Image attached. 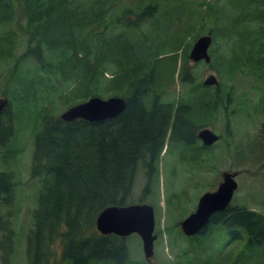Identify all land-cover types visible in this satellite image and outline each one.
I'll return each mask as SVG.
<instances>
[{
	"label": "trees",
	"instance_id": "obj_1",
	"mask_svg": "<svg viewBox=\"0 0 264 264\" xmlns=\"http://www.w3.org/2000/svg\"><path fill=\"white\" fill-rule=\"evenodd\" d=\"M122 1H116L112 17L105 26L98 21L102 12H96L93 23L101 27L96 37L92 33L95 32L93 23L82 30L80 19L83 16L73 12L81 7L79 1L0 0V57H11L19 44L24 46L26 43L17 60H32L33 68L27 69L32 78L25 70L27 74L23 72L22 76H16L15 82L22 83L27 93L42 88L39 74L42 73L58 78L66 86L70 84L69 90L59 94L58 98L81 102L111 91L125 103L116 117L97 122L79 119L62 122L46 113L40 117V128L33 137L30 159V178L37 180L38 191L35 208L31 212L32 227L25 238L27 264H49L55 244L59 245L61 259L67 264H130L123 238L102 236L95 231L97 215L106 207L126 206L137 169H141L147 188L158 176L162 151L166 152L177 144L183 148L182 152L186 150L198 154L209 150L196 144L197 127L189 120L193 107L178 101L176 104L161 101L164 78L160 77V72L165 67L166 80L173 77L178 43L172 51H166L167 56L164 57L148 56L147 51L149 54L150 51L142 49L140 54L135 49L128 53L125 63L114 65L111 78L106 80L103 77L108 60L104 57L108 52V36L119 38L125 32L124 28L142 26L158 15L171 16L170 21L163 25L167 27L168 23L181 20L186 10L181 4L187 5L190 1L148 0L142 7L140 0H132L135 4L130 8L122 7ZM261 1L264 0H214L208 6L223 26L247 16V24L251 19L260 27L258 37L252 38L247 29V33L237 35L240 58L235 56L230 59L233 63L225 62L226 68L231 71L237 61L240 64L250 62L256 49L262 45H257L258 41L264 40V3ZM82 3L85 10L93 9L96 4L100 6L99 0H92L88 7L85 2ZM201 4L205 3L201 1ZM88 32L89 38L90 35L96 38L91 48L103 46L101 42L105 44V48L96 54L86 50ZM230 33L234 36L232 30ZM19 34L25 38L18 39L13 47ZM31 43L32 48L29 47ZM43 50L51 51L53 57H46ZM88 55L92 60L87 58ZM254 62L256 70L264 69L263 64H258L257 60ZM166 63L169 66H165ZM180 68V82L194 86L190 77L184 80L188 74L184 73L183 66ZM33 79L38 84L34 88ZM104 80L106 82L103 83ZM154 85L160 89H153ZM194 89L193 96L197 99L206 94L201 85H196ZM9 94L14 100L16 95L11 91ZM7 103L0 111V127L8 117L5 114ZM213 105L214 102L210 103L208 111L213 110ZM208 111H203L204 116ZM5 128H0V148L10 136V128ZM10 179V176L0 173V195L7 200L11 197ZM214 227L221 228L230 241H239L244 236L248 249L257 253L264 244V214L230 205L222 212L214 213L206 227L189 237L188 242L206 236ZM12 242L13 233L6 222L0 234V264H7ZM192 262L195 264V261ZM51 264L57 263L52 260Z\"/></svg>",
	"mask_w": 264,
	"mask_h": 264
},
{
	"label": "rangeland",
	"instance_id": "obj_2",
	"mask_svg": "<svg viewBox=\"0 0 264 264\" xmlns=\"http://www.w3.org/2000/svg\"><path fill=\"white\" fill-rule=\"evenodd\" d=\"M76 1L81 3V7L73 12L75 15L83 16L80 19L82 30L87 29L96 20L95 14L98 11L102 12V17L98 21L105 26L112 17V11L117 3V0H99V7L96 4L93 9L85 10V4L83 5L82 2L88 7L92 0ZM140 1L143 7L148 0ZM189 1L190 4H181L186 7L181 20L168 23L167 27L163 25L170 21L171 16L158 15L154 20L145 21L142 26L124 28L125 32L119 38L107 37L108 52L104 57L108 60L104 65L106 70L104 69L103 72L106 80L112 77L114 65L125 63L128 53L135 49L140 54L142 49L150 51L151 55L147 51L148 56L164 57L167 56L165 52L178 43L180 46L175 53L173 77L171 80H166L167 75L163 71L165 67L160 72L164 75L160 74V77L164 78L161 88L164 94L161 96V101L174 104L178 101L193 107L189 120L197 127L196 134L202 129H207L218 136L217 143L205 153L196 154L194 151L184 150L181 157H176V152L180 151L179 145L168 148L166 153L162 152L158 162V176L147 188L144 186L146 183L141 169L136 170L126 205L146 204L152 208V235L155 238L150 262L143 258L141 241L137 235L124 237L123 242L130 264H193L192 260L195 264H264V244L257 253L248 249L244 236L239 241H230L224 231L217 227L210 229L209 233L199 240L188 242V238L183 236L179 228L180 222L194 211L199 197L205 192L215 190L224 172L236 174L234 181L237 188L230 206L264 213V201L261 196L264 144L260 145L257 142L260 123H264V69L256 70L257 66L254 62L257 60L258 64H263L264 67V40L262 42L256 40L257 45H262L256 49L255 57L250 62L240 64L237 61L232 71L226 68V63H233L231 58L235 56L237 59L240 58V53L237 51L239 43L237 35L250 31L252 38L258 37L260 27L251 19L247 24V16L236 20L233 24L225 23L223 26L218 23L216 13L208 9L209 4L214 0H201L205 4H201L200 0ZM121 4L122 7L130 8L135 1L123 0ZM92 27L95 29L92 33L98 37L101 27L97 23H93ZM246 29L248 31H245ZM230 30L233 31L234 36L231 35ZM18 36L13 42V47L18 39L25 38L21 34ZM201 36L211 38L208 47L209 65L203 61L191 62L187 58L193 42ZM95 40L96 38H91V35L89 38L88 35L86 41V50L93 51V54L105 48L103 42H101L103 46L91 48L90 46L95 45ZM25 46L26 43L24 46L19 44L11 57H0V100L9 103L5 111L8 117L4 119L0 128L5 130L7 126L11 130L4 147L0 148V173L11 177L9 186L11 197L7 200L0 195V234L6 222L13 233L12 252L7 257V264H27L25 238L32 227L31 212L35 208L38 191L37 180L30 178V159L33 137L40 128V117L45 113L55 118L59 117L68 107L88 99L73 102L71 98H58L59 94L69 90L67 88L70 84L66 86L58 78L53 79L52 76L47 75L46 77L42 73H39L42 88L27 93L26 89L22 88V83L15 82V77L22 76L23 72L28 73V77L32 75L31 72H27V69L33 68L32 60H17L25 50ZM29 47H33L32 43ZM243 47H245L244 43ZM43 51L46 57H53L51 51ZM122 54L124 56L120 57ZM87 58L92 60L90 55ZM164 61L167 62V59ZM168 63L170 64L169 61ZM164 65L169 66L167 63ZM180 66H183L184 73L188 74L184 80L187 81L190 77V82L194 86L180 82V74L178 75ZM209 75L216 79L218 93H215L213 86L206 87L202 84ZM32 84L33 88L38 85L35 79L32 80ZM196 85H201L206 90V94L200 99L193 96ZM153 89L160 87L154 85ZM10 91L16 95L15 98L13 97L14 100L10 98L12 97ZM199 91L202 93L200 89ZM112 94L108 91L99 98L119 97ZM258 96L260 100L257 103L254 100L259 99ZM248 100H252L258 108L248 105ZM212 102H214L213 110L208 111L207 107L210 108ZM203 111L209 113L204 116ZM247 114L250 115V120L246 119ZM199 143L200 141L196 140V144ZM4 203L10 205L4 206ZM246 257L249 258L248 261ZM52 260L57 264H67L61 259L58 244L53 246V259L49 264Z\"/></svg>",
	"mask_w": 264,
	"mask_h": 264
},
{
	"label": "water",
	"instance_id": "obj_3",
	"mask_svg": "<svg viewBox=\"0 0 264 264\" xmlns=\"http://www.w3.org/2000/svg\"><path fill=\"white\" fill-rule=\"evenodd\" d=\"M210 41L209 36L198 37L189 50L188 60L191 62L203 61L205 64H209L207 49ZM202 84L204 86H216V80L209 75ZM5 103V100H0V111ZM124 105V100L119 97L101 99L94 96L68 107L58 118L62 122H71L76 119L97 122L116 117L122 112ZM197 137L205 146H209L217 140V137L207 129L200 130ZM234 176V174L222 173L221 182L216 189L213 192H205L199 197L195 210L179 224L180 231L185 237L197 234L207 225L209 218L214 213L222 212L225 209L236 188ZM94 227L95 231L102 236L114 235L118 238H124L131 234L137 235L141 241L143 258L150 262L152 243L155 238L152 235L153 213L150 206L132 204L122 207H106L97 215Z\"/></svg>",
	"mask_w": 264,
	"mask_h": 264
},
{
	"label": "flooded vegetation",
	"instance_id": "obj_4",
	"mask_svg": "<svg viewBox=\"0 0 264 264\" xmlns=\"http://www.w3.org/2000/svg\"><path fill=\"white\" fill-rule=\"evenodd\" d=\"M214 90H215V93H218L219 92V90L216 88V86H214V88H213ZM259 97V96H258ZM214 99H215V101H216V96H214ZM259 100H260V97H259V99H256V100H254L255 102H259ZM248 105H254L253 104V101L252 100H248ZM256 108H258L257 106L258 105H254ZM247 117V118H246ZM246 119L247 120H250L251 119V117H250V115H246ZM198 133V132H197ZM195 137H196V140H199L198 139V137H197V134H196V132H195ZM218 137V136H217ZM200 141V140H199ZM217 141H218V139L213 143V144H211V145H209V146H205V145H203L202 144V142L200 141V143H199V145L200 146H202V147H204V148H207V149H212L213 148V145H215L216 143H217ZM257 142H259L260 143V145L261 144H264V123H260V126H259V131H258V139H257ZM181 144V143H180ZM179 144H177L176 146H178ZM180 146V145H179ZM182 149L183 148H181L180 147V151L178 150L177 152H176V157H181V153H183L182 152ZM164 153H166V152H164ZM175 157V158H176ZM263 157H264V154H263ZM233 174H235V173H233ZM236 177V176H235ZM261 196L263 197L262 198V200L264 201V161H263V168H262V187H261ZM247 209V208H246ZM247 210H249V209H247ZM249 211H251V210H249ZM253 212V211H252ZM260 214H264V213H260Z\"/></svg>",
	"mask_w": 264,
	"mask_h": 264
}]
</instances>
